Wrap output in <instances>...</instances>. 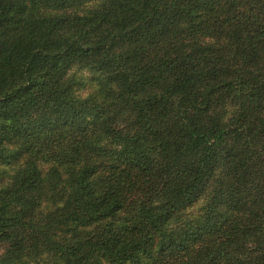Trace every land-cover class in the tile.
Segmentation results:
<instances>
[{"label":"trees","instance_id":"16d2710c","mask_svg":"<svg viewBox=\"0 0 264 264\" xmlns=\"http://www.w3.org/2000/svg\"><path fill=\"white\" fill-rule=\"evenodd\" d=\"M0 264H264V0H0Z\"/></svg>","mask_w":264,"mask_h":264}]
</instances>
